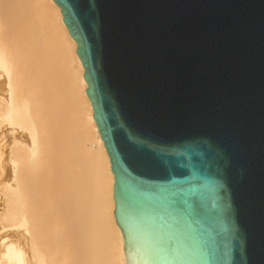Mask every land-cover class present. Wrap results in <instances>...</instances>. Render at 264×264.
Returning <instances> with one entry per match:
<instances>
[{"label": "water", "instance_id": "1", "mask_svg": "<svg viewBox=\"0 0 264 264\" xmlns=\"http://www.w3.org/2000/svg\"><path fill=\"white\" fill-rule=\"evenodd\" d=\"M52 1L126 263L264 264V0Z\"/></svg>", "mask_w": 264, "mask_h": 264}, {"label": "bare ground", "instance_id": "2", "mask_svg": "<svg viewBox=\"0 0 264 264\" xmlns=\"http://www.w3.org/2000/svg\"><path fill=\"white\" fill-rule=\"evenodd\" d=\"M76 49L52 0H0V264H127Z\"/></svg>", "mask_w": 264, "mask_h": 264}]
</instances>
